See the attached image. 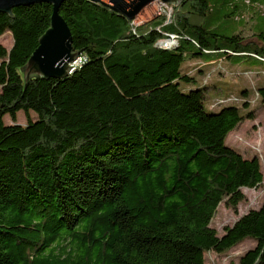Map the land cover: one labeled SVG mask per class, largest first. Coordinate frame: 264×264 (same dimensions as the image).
Here are the masks:
<instances>
[{
    "label": "trees",
    "instance_id": "obj_1",
    "mask_svg": "<svg viewBox=\"0 0 264 264\" xmlns=\"http://www.w3.org/2000/svg\"><path fill=\"white\" fill-rule=\"evenodd\" d=\"M168 8V19L134 24L64 1L58 14L83 62L26 85L20 69L51 7L0 14V37L12 41L0 46V264H203L204 252L245 239L254 246L237 264H264V202L220 237L209 227L220 203L235 209L241 189L261 183L257 158L225 145L253 112L245 101L243 114L233 105L205 111L204 89L178 88L193 82L179 73L184 59L264 63V43L241 36L233 0ZM170 35L175 47H154ZM256 96L264 110V88ZM18 112L36 119L16 125Z\"/></svg>",
    "mask_w": 264,
    "mask_h": 264
},
{
    "label": "rangeland",
    "instance_id": "obj_2",
    "mask_svg": "<svg viewBox=\"0 0 264 264\" xmlns=\"http://www.w3.org/2000/svg\"><path fill=\"white\" fill-rule=\"evenodd\" d=\"M233 2L237 10L232 12V16L242 25L239 29L241 36L258 39L260 44L264 43V0H233ZM161 9L160 4L155 1L142 9L133 23L142 24L157 15L170 14V8L163 10L164 13ZM11 42L9 33H4L0 37V46L6 51L9 50ZM238 60L239 63L236 65L231 64L227 58L206 65L202 62L203 58L184 59L179 66V73L186 74L193 80L189 83L180 82L179 90L187 92L204 89L202 104L205 111H217L223 106L233 105L243 114L241 104L245 101L247 109L252 110L254 115L252 120L242 121L227 135L225 145L240 154L242 158H257L262 176L261 183L258 188L241 189L243 200L235 209H231L224 202L217 206L209 225L217 237H220L224 228L230 227L240 216L250 210H257L264 202V110L256 96V90L264 88V63H255L246 57ZM198 69L201 72L197 73ZM242 90L245 91L244 96L239 95ZM220 100L224 102L220 104ZM27 119L33 122L36 116L30 112L26 118L18 112L15 124L24 126ZM2 121L4 125L12 124L8 117H3ZM253 246V240L245 239L220 254L204 252L203 264H237L238 257Z\"/></svg>",
    "mask_w": 264,
    "mask_h": 264
},
{
    "label": "water",
    "instance_id": "obj_3",
    "mask_svg": "<svg viewBox=\"0 0 264 264\" xmlns=\"http://www.w3.org/2000/svg\"><path fill=\"white\" fill-rule=\"evenodd\" d=\"M66 0H0V14L13 18L12 9L36 4L51 7L47 29L37 39L35 49L28 57L20 72L24 85L31 79H62L72 74L76 67L78 55L71 49L69 30L59 16L60 5ZM82 1V0H78ZM98 5L107 11L125 18L128 22L147 5L157 1L167 7L176 8L184 0H83Z\"/></svg>",
    "mask_w": 264,
    "mask_h": 264
},
{
    "label": "built area",
    "instance_id": "obj_4",
    "mask_svg": "<svg viewBox=\"0 0 264 264\" xmlns=\"http://www.w3.org/2000/svg\"><path fill=\"white\" fill-rule=\"evenodd\" d=\"M159 3V2H158ZM160 4V7L162 8V12L164 13L163 10H167V6L165 5H162L161 3ZM166 16V18L168 19L169 17V14H163ZM176 45V40L173 36H168L166 39L162 40V41H158L154 44V47L158 48V49H163V50H170L172 49L173 47H175ZM83 62V58H77V62H76V67H78L79 65H81V63ZM224 100L222 101H219V103H223Z\"/></svg>",
    "mask_w": 264,
    "mask_h": 264
}]
</instances>
